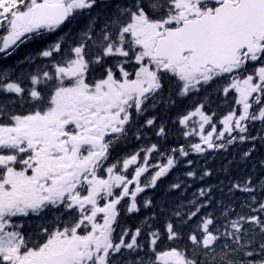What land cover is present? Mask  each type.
Segmentation results:
<instances>
[{"label":"snow or ice","instance_id":"6c2138e0","mask_svg":"<svg viewBox=\"0 0 264 264\" xmlns=\"http://www.w3.org/2000/svg\"><path fill=\"white\" fill-rule=\"evenodd\" d=\"M0 264H264V0H0Z\"/></svg>","mask_w":264,"mask_h":264}]
</instances>
